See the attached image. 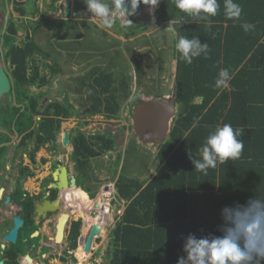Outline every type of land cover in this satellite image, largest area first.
Wrapping results in <instances>:
<instances>
[{
	"label": "trees",
	"instance_id": "obj_1",
	"mask_svg": "<svg viewBox=\"0 0 264 264\" xmlns=\"http://www.w3.org/2000/svg\"><path fill=\"white\" fill-rule=\"evenodd\" d=\"M59 1L50 0L51 12L57 11ZM80 2L74 1L71 20H68L69 17H44L34 21L38 12L36 0H7L12 4V12L29 23L30 32H26L25 39L18 43L17 33L24 28V23L8 19L3 35V56L11 68L15 103L24 106V109L21 111V107L8 104V115L2 112L0 118L9 127L14 123L15 133L21 138L14 153L23 150L32 162L41 148L48 146L56 150L55 141L61 124L78 116L65 93L59 102L46 100L43 92L35 94L30 91V88L40 90L50 85V80L40 74L36 59L49 62L44 67L49 70L50 78L60 73L59 63L52 57V51L46 52L34 35L39 28L46 27L53 38L59 39L64 30L65 35L60 40L79 39L75 21L80 20L84 13ZM235 2L243 10L240 20L226 19L224 0H218L220 8L217 15L211 18L210 30L203 21H182L184 13L174 6L172 0H161L156 8V22L171 28L174 33L177 115L167 140L153 155L154 175L144 180L129 178L124 174L125 164L121 165L114 188L117 199L124 201L125 208L110 233L109 264H177L178 258L186 255L183 244L188 234H195L197 238L219 236L218 226L222 224L220 213L224 206L237 202L244 204L255 195L264 196V43L259 45L260 41H264V0ZM245 22L254 24L255 29L245 32L241 27ZM81 25L86 23L81 21ZM146 30L145 24H138L136 28L125 30L124 37L133 38ZM180 35L188 38L197 36L202 43L207 42L209 57L194 58L191 64H186L175 48ZM131 53L129 57H132ZM118 58H122L123 63L111 62L112 70L95 68L85 78L76 79L77 87L65 89V92L77 95L76 103L90 116H116L122 103L131 100L133 78L129 74L130 67L120 51L117 52ZM68 59L77 62L74 54ZM79 62L82 60L79 59ZM221 68H228L232 79L228 87L216 89L215 77ZM134 72L135 83L139 87L138 67H134ZM129 104L132 108L131 102ZM226 123L242 130L240 138L244 149L241 156L226 164H217L215 169H208L207 175L197 172L189 154L199 159L207 135L218 125ZM1 137L2 142L9 141V138ZM90 139L78 130L72 131L69 136L73 149L70 160L76 168L77 185L93 199L94 193L84 186L87 171L91 169L90 161L114 151L115 140L110 134L95 135ZM3 151L1 149L0 154ZM120 158L118 154L115 171ZM22 173H26L23 180L31 175L26 168ZM81 189H75L76 195L85 197L86 193ZM199 191L203 193L199 194ZM108 208L104 204L103 213H108ZM89 212L80 207L75 213L84 220L82 239L76 251L78 257L89 233L86 230ZM79 227V222L71 225L70 249L76 248ZM101 233L99 228L96 236ZM10 260V264H15L14 255L10 256Z\"/></svg>",
	"mask_w": 264,
	"mask_h": 264
},
{
	"label": "rangeland",
	"instance_id": "obj_2",
	"mask_svg": "<svg viewBox=\"0 0 264 264\" xmlns=\"http://www.w3.org/2000/svg\"><path fill=\"white\" fill-rule=\"evenodd\" d=\"M74 1L75 0H60L57 7H60L62 11L67 4L69 8L72 9ZM80 1L84 13L80 20L75 21L79 39L60 40V38L65 35L63 29L61 32L62 36H60L59 39L51 37L52 33L47 30L46 27L39 28L36 31L34 39L37 43L41 44L46 52L52 51V57L59 63L60 73L58 76L50 78L49 70L44 67V65L46 63L49 64V62L45 63L39 58L36 59L40 74L45 75L50 80V85L40 90L30 88V91L35 94L43 92L45 93L46 100L59 102L62 101L64 93L65 96L68 95L69 104L74 106V111H77L78 116L65 120L61 124V133L71 135L72 131L78 130L82 132L88 140H91L90 137L95 135L110 134L115 140L114 151L103 153L101 156L91 159L90 161L91 169L87 171V176L84 179V186L89 187L94 193L93 200H90L87 194L85 197L77 196L76 190L73 188L75 199L71 203L66 202L68 206H71L73 209L76 208L74 211L75 213L80 207H84L88 211H91L92 207L95 209L98 204H101V207H103L104 204L109 206L108 213H103V211H101V214L103 213V219L99 226L102 233L95 237L91 253L85 254L86 257L83 259V244L79 250L80 259L76 256V260L72 263L109 264V253L111 248L109 244L110 233L121 216L123 206L125 205L124 201L117 199L116 190H114L121 165L123 163L125 164L124 174L127 177H138L140 180L149 178L150 176L147 175L149 172L151 175L155 169L153 155H155L156 151L149 145H138L136 135L132 131L131 108L129 102H131V105H134L139 98H152L156 95L170 97L174 95V73L176 65L173 51L174 33L171 28L164 27L162 23L158 24L154 19L153 13L161 0H159L158 5L154 8L151 5H147L138 9L136 13L131 15L115 12L113 26L108 29L102 28L99 21L87 12V7L83 3V0ZM1 2V10L5 13L6 8L4 7L3 0ZM49 4L50 0H36L35 6L38 12L35 15L34 21H39L44 17H51L54 19L62 18L61 13H53L50 11ZM8 8V19L11 18L18 24L24 23V28L17 33L18 43H20L25 39V33L30 32L29 23H27L25 19H20L16 13L12 12V5H9ZM68 20H71V18L69 17ZM128 20H132L133 23H126ZM81 21L85 22L86 25H81ZM138 24H145L147 30L133 38L124 37V33H126L128 29L136 28ZM118 51L123 53L126 59L125 62L130 67L129 74L133 79H135L134 67H138L140 72V85L135 88L134 82H132L131 100L122 103L118 115L107 117L96 114L90 116L76 103L75 98L77 95L72 92H65V89L77 87L76 79L85 78V75L95 68H103V70L110 68V70H112L113 64L110 63L115 62V60L122 64L123 59H117ZM130 53L132 57H129ZM71 54H74L77 62L69 61L68 57ZM79 59L80 61L82 60V62H79ZM62 90L64 92H61ZM42 101L43 103H47L45 100ZM87 107L89 108V106H86V108ZM13 149L14 148L10 150L11 153H13ZM30 149L31 147H29V150ZM72 151L73 149L70 144L63 147L60 143L57 150L54 151L56 152L55 154L51 147L46 146L40 149L35 155L36 166H32L36 172L34 174L31 173L29 178L23 180L26 182L25 189L32 190L37 187L36 182L41 178V176L38 178L39 173L42 174V172H46V168L49 167L47 163L55 158H59L72 174H77L75 165L70 160ZM18 152L22 154L24 151L20 150ZM21 154L17 156L18 158L16 157L17 160L21 159ZM118 154L121 156L120 164L115 171L116 167L114 164ZM43 160L47 161V163H43ZM24 161L25 164H28L27 160H23V162ZM12 170V174H15V167ZM151 170H153V172H151ZM141 173L143 174L142 176L140 175ZM145 176L147 177L145 178ZM105 187L111 192L107 197H101L102 195L100 193ZM108 191L105 193H108ZM98 208L100 209V206ZM90 217L96 218L97 213L94 210L91 211ZM74 219H78V217ZM89 221L86 223V230L88 232L91 229L90 224H88ZM70 227L71 226H68V230ZM28 235L29 232H22L20 234L21 239H28ZM33 236L34 234L30 237ZM35 242H37V240H34L32 243ZM21 245H23V243ZM26 253L27 251L23 250L22 254ZM27 264L30 263L27 262Z\"/></svg>",
	"mask_w": 264,
	"mask_h": 264
},
{
	"label": "clouds",
	"instance_id": "obj_3",
	"mask_svg": "<svg viewBox=\"0 0 264 264\" xmlns=\"http://www.w3.org/2000/svg\"><path fill=\"white\" fill-rule=\"evenodd\" d=\"M1 1L0 3L2 4ZM3 2L7 12L9 9L7 7L12 4L7 3V0H3ZM129 2L131 12L124 7L125 0H111V6L109 0H83V3L87 7V12L92 17H95L104 29L113 26L114 14L117 10L131 15L135 12L141 0H129ZM143 3L151 5L154 8L158 5L159 0H143ZM172 3L181 13L189 14L190 20L188 22L196 21L198 23L203 21L205 22V27L209 30L212 27L211 18L217 15L220 8L218 0H172ZM67 7L69 8V6ZM64 10L62 12L60 7H57L56 12L61 13L63 19L70 17V11L69 16L66 17ZM242 11V7L235 0H224V16L226 19L238 21L241 18ZM241 27L245 32L255 29L254 24L247 22L242 23ZM175 48L180 54V58L186 64H191L194 58L201 56L207 59L210 53L208 43H202L197 36H193L192 38L184 35L178 36ZM231 79L232 74L229 69L221 68L215 77L214 86L216 89L226 88L229 86ZM133 106L131 108V120ZM127 108L129 109L128 105ZM241 132V129H234L231 124L218 125L205 138L202 149L200 150V158H192L191 153L189 154V158L192 159L194 165V170L203 175H207L208 169H215L217 164H226L229 160L238 159L244 149V142L240 138ZM137 143L138 145H142L138 139ZM154 173L150 175L149 172L147 176H152ZM76 189L81 188L77 186ZM104 189L107 190L108 188L105 187ZM81 190L84 191L83 189ZM84 192L87 196L89 195L86 191ZM88 198L93 200L89 196ZM124 208L125 205L123 206L121 215L123 214ZM220 215L222 224L218 226V231L221 235L197 238L195 234H188L183 244V252L186 255L179 257L177 264H264V196L255 195L244 204L237 202L231 206L226 205L221 209ZM0 247H3V245H0ZM0 264H3L2 260H0Z\"/></svg>",
	"mask_w": 264,
	"mask_h": 264
},
{
	"label": "flooded vegetation",
	"instance_id": "obj_4",
	"mask_svg": "<svg viewBox=\"0 0 264 264\" xmlns=\"http://www.w3.org/2000/svg\"><path fill=\"white\" fill-rule=\"evenodd\" d=\"M1 54V63L11 77V68L9 63L4 59L3 49ZM14 98L15 95L13 97L12 94L9 93L1 100L0 114L3 112L2 114L6 113V115H8V104L14 105ZM16 107H21V111L24 109L22 105ZM62 134L60 127V132L55 141L57 147L59 143L64 147L63 143H61ZM1 135L9 138V141L2 142ZM69 136L70 135H68V140ZM20 139L19 136L15 138L14 123L9 127L7 124L3 123L0 118V150L4 149L3 153L0 154V245H3V247H0V260L3 261V264H10V256L14 255L15 264H27L25 259L26 256L32 260L31 264H72L74 260H76V256L78 257L76 251L82 239L81 230L84 220L79 216H75L74 209L66 204L65 198L67 195H65V192L67 191L68 193V191L71 190L70 179L74 178L76 180L77 174L75 171V174H72L59 158L52 159L48 163L43 160V163H47L49 167L46 168V172H42V174L39 173L38 178L40 176L41 178L36 182L37 187L32 190L25 189L26 182L23 181V177L26 173H22V170L26 168L30 173L34 174L36 171L32 166H36V158H34V162H32L27 153H14L16 147L19 145ZM12 148H14L13 153L10 152ZM54 151L55 150H53V152ZM55 153L56 152H54V154ZM19 154H21L20 156L22 157L17 160ZM23 160H27L28 164H25ZM14 167L16 172L12 174V169H14ZM61 168H65L67 174L66 189H57L53 187L55 184L53 174L56 170H60ZM75 184L78 186L77 182H75ZM56 201L57 205L50 207V204ZM52 208L54 212L47 211L48 209L52 210ZM63 214L68 217L67 228L63 233L62 242L57 243L55 241L56 227L59 218ZM16 217L22 221V225L17 231L16 240L14 243H9L8 241L4 242L3 239L13 228L14 218ZM75 217H78V219H74ZM77 222L80 223V227L78 230L79 236L76 241V248L70 249L69 231L71 227L68 230V226ZM22 232H29L28 239H21L20 234ZM33 234L34 236L30 237ZM34 240H37V242L32 243ZM22 243L23 245H21ZM23 250H26L27 253L22 254Z\"/></svg>",
	"mask_w": 264,
	"mask_h": 264
},
{
	"label": "water",
	"instance_id": "obj_5",
	"mask_svg": "<svg viewBox=\"0 0 264 264\" xmlns=\"http://www.w3.org/2000/svg\"><path fill=\"white\" fill-rule=\"evenodd\" d=\"M109 4L111 6V0H109ZM64 10L65 16H69V8L67 7ZM147 6V4L143 3V0L138 4L135 12L138 9ZM124 7L131 12V6L129 0H125ZM8 9V7H7ZM116 12L128 14L123 11L117 10ZM9 10L3 13L0 10V56L2 57V45H3V35L5 34L7 21H8ZM184 22L190 20V16L188 13H184L183 18L181 19ZM0 57V58H1ZM0 60V104L1 100L8 95L9 93L12 94L14 97V89H13V81L9 74L7 73L6 69H4ZM15 104V98L13 101ZM177 115V106L175 104V93L170 97H159V98H149V99H141L138 101L136 105L133 106L132 109V131L137 136L139 143L142 145H150L153 149H157L160 145H162L169 134L171 124L176 118ZM18 135L15 133V138ZM62 143L64 146H68L69 140L68 135L63 134ZM53 180L55 184L53 185L54 188L57 189H66L67 188V174L65 168H61L60 170H56L53 174ZM75 179H70V186L71 188L76 189L77 186L75 184ZM1 196V190H0ZM57 205V201L50 204V207H54ZM36 207V206H35ZM49 212H54L53 208L48 209ZM67 215H61L57 224V231L55 236V241L57 243L62 242L63 233L67 228ZM14 226L10 230V232L4 237L3 241H8L9 243H14L16 240V235L19 227L22 225V221L19 218H14ZM100 226L98 224H94L91 229L89 230L88 236L84 242L83 251L85 254H90L93 241L95 240L96 233L99 231ZM26 261L31 264L32 260L26 256Z\"/></svg>",
	"mask_w": 264,
	"mask_h": 264
},
{
	"label": "bare ground",
	"instance_id": "obj_6",
	"mask_svg": "<svg viewBox=\"0 0 264 264\" xmlns=\"http://www.w3.org/2000/svg\"><path fill=\"white\" fill-rule=\"evenodd\" d=\"M110 190H111V186H110ZM104 191V192H103ZM108 190H102L101 191V197H103V196H108L109 194H110V192L108 191V193H105V192H107ZM65 195H67V197L65 198V201L67 202V203H71V202H73L74 201V199H75V192H74V190H70V191H68V193H67V191L65 192ZM93 206H94V204H93ZM100 206V209L98 208ZM76 210V208L74 209V211ZM95 211L96 213H97V217L96 218H91V220L89 221V223L88 224H90V227H92L94 224H98V225H100L101 223H102V214H101V211H103L102 210V207H101V204H98L96 207H95V209H94V207H92V210L91 211ZM90 211V212H91ZM90 212L88 213V215L90 216ZM82 256H83V259L86 257V255H85V253H83L82 254Z\"/></svg>",
	"mask_w": 264,
	"mask_h": 264
},
{
	"label": "crops",
	"instance_id": "obj_7",
	"mask_svg": "<svg viewBox=\"0 0 264 264\" xmlns=\"http://www.w3.org/2000/svg\"><path fill=\"white\" fill-rule=\"evenodd\" d=\"M70 13H71V8H70ZM262 40H264V35H263V39ZM264 43V41H260V44L259 45H261V44H263ZM264 79V78H263ZM135 81V79H133V82ZM134 85H135V88H136V84L134 83ZM132 86V85H131ZM139 86V85H138ZM131 90H132V88H131ZM143 98H145V97H143ZM105 190V189H104ZM203 193V191H199V194H202Z\"/></svg>",
	"mask_w": 264,
	"mask_h": 264
}]
</instances>
